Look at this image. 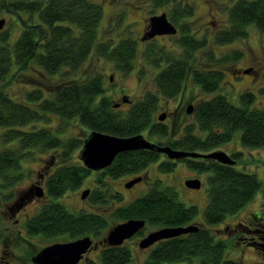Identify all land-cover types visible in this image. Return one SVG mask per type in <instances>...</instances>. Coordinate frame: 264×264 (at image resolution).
I'll return each mask as SVG.
<instances>
[{
    "label": "trees",
    "instance_id": "obj_1",
    "mask_svg": "<svg viewBox=\"0 0 264 264\" xmlns=\"http://www.w3.org/2000/svg\"><path fill=\"white\" fill-rule=\"evenodd\" d=\"M0 7L15 17L26 13L30 18L34 14L38 18L35 22L32 19L28 22L34 30H24L13 45L7 42V33L0 39V194L6 196L7 201L14 197L12 191L5 193L6 190L23 176L22 159L32 156L37 148L57 152L59 164L45 180L49 200L82 186L91 171L82 163H70V159L83 139L61 135L71 121L85 128L86 134L97 130L131 136L148 128L151 133L170 136L171 127L151 124L159 99L177 97L184 91L187 81H192L205 92H217L224 72L216 64L224 65L242 56L238 49L217 56L206 47L204 39L196 42L198 61L192 67L187 61L191 54L190 43L181 53V59L175 53L166 52L167 64L155 68L154 90L145 92L142 100L121 110L114 108L105 95L102 76L90 75L83 67L91 54L97 53L113 62L123 75L133 68L132 42L121 40L111 47V38H100L103 10L99 3L94 0H0ZM227 21V30L216 35L215 45L244 41L250 24L264 31V0H233ZM201 49L205 51L200 53ZM158 54H163L162 50ZM29 68H35L38 75L46 80H53L48 82V86L35 87L25 93L24 102L15 101L8 94V85ZM254 96L249 89L243 91L240 94L241 105L232 104L220 92L203 100L195 115L198 132L206 135L202 137L194 133L190 126L174 145L207 153L229 142L234 133L241 130L242 145L264 150V104L261 109L251 107ZM49 114L59 118L61 126L56 131L47 126L36 127L43 119L47 120ZM239 155H234L233 165L200 158L187 163V167L196 171L210 172L208 202L204 209L207 224H223L228 214L251 201L261 187L256 174L235 167ZM154 160L155 155L144 149L124 151L116 155L106 173L110 177L138 173ZM171 168L168 163L159 165L160 170L169 171ZM113 198L120 201L121 195L99 187L90 195L94 203L101 204L111 205L113 202L109 201ZM49 200L27 221L29 235H39L48 240L58 236H65V241L83 236L97 240L119 222L143 219L145 227L135 235L142 238L162 227L196 224L198 228L194 231L150 245L152 248L142 264L179 262L195 257L200 264H242L226 257L225 238H215L220 227L212 231L193 222L197 207L181 202L173 186L159 188L154 185L143 196L127 205L115 207L108 215L85 211L71 213L61 203ZM148 226L153 228L146 232ZM98 257L100 264H133L131 251L125 245L103 246Z\"/></svg>",
    "mask_w": 264,
    "mask_h": 264
},
{
    "label": "rangeland",
    "instance_id": "obj_2",
    "mask_svg": "<svg viewBox=\"0 0 264 264\" xmlns=\"http://www.w3.org/2000/svg\"><path fill=\"white\" fill-rule=\"evenodd\" d=\"M128 1L131 4L128 6V11L125 13V22H129L135 18H138L137 14H139V9H134V6L136 7L141 4L142 0ZM209 1L211 2L210 4H214V10L218 8V11L220 12V14L218 13L217 16L218 26L221 25V28L226 27L228 23V10L233 0H217L219 2V5L218 3L215 4L214 0ZM203 2L204 0H198L197 10V13L201 16L202 20L207 19V15L204 13L205 6ZM110 9V7H106L105 14H107ZM1 18L5 19V23L3 26L4 29L0 31V39H2V36L7 33V42L10 45H13L14 41L16 40L21 31L22 24L19 20H15V15L12 14V12H9L4 9V7H0V19ZM104 18H106V20H103L102 26L107 24V20H109L111 24L110 15H104ZM31 19L35 22V20H38L37 15L34 14ZM102 26L100 30V38L106 39L109 37V34L113 38L112 32L108 31L107 27ZM120 30L118 27H116L114 31H112L113 33L115 32V34L120 35L122 33V31ZM238 48L243 50L242 58L232 62H227L224 65L216 64V66L230 71L232 67L249 66V64H251L252 60L254 59V63H252L254 70L251 72L247 71L243 75H240L239 77L233 79L231 78L230 73H225L222 81L220 82V88L217 92L224 94L227 97L228 101L232 104L241 105L240 94L246 89H249L255 95L251 107L261 109L264 104V31H260L254 24H250L248 26V36L244 41H236L232 44L223 45L214 49L216 50L215 52L217 54L223 55L229 52H234V50ZM83 67H85L84 71L88 72L90 75L100 74L102 76L104 80V86L106 88L105 95L109 97L112 103L118 101L122 94L129 95L130 99L136 102L143 97L145 92L153 91L155 88L154 79L151 78V76L149 77V79L146 77L144 82H140L137 79V76H143L145 74L148 75L150 73L149 68H137V65H135L130 72L123 75L119 70L114 67L113 62L108 60V58L106 57L98 55L97 53H92L91 56L84 63ZM111 75L113 76V79L110 82L108 79ZM151 75H153V73ZM54 79H56V76ZM52 80H46L42 78L40 75H38L37 70L35 68H29L18 74L17 77L8 85V94L13 100L24 102L25 93L35 87L48 86V82H51ZM185 86V91L182 93V97L185 99V101L189 98H192L194 102L202 101L211 98L214 94L217 93L205 92L201 87H199L192 81H187ZM172 102V104H174V100H172ZM161 104L166 106L165 100H161ZM172 104L169 103L166 107H171ZM127 108H129V105H123L119 109L125 110ZM158 112L159 111L157 110L154 114L153 119H156ZM194 117L195 116L193 114L183 115V122L193 123L195 122ZM46 118L47 120L43 119V121L39 122L36 127L47 126L55 131L60 128L61 125L59 122V118L56 115L49 114V117ZM168 121L169 120H167V122ZM64 128L65 130H63V132L61 133L63 137L75 136L83 139L86 135V129L76 123V121H71V123L67 124ZM194 131L196 132L197 130L194 129ZM240 133L241 130H237L229 142L222 144L223 146L221 147V149H223V151L226 150L228 152L230 148L226 149V147H232L233 152L240 153L238 157V162L235 164V167L238 170L256 174L261 182V187L259 188V190H257L255 196L251 201H249L236 212L228 214L223 221L224 223L221 225H211L207 224L204 221V209L208 202V176L210 175V172L196 171L187 167L182 162L176 163L174 169L171 172L161 171L158 168L159 162H152L146 168V173L148 174L147 179L142 182H139L131 189L126 188L124 190L120 189H123L122 183L129 178L128 175H123L119 177H108L102 174L101 180L99 179L98 181V176H100V174L98 175L97 173L90 172L89 175L84 179V182L81 187L75 190H71L61 197L53 199L50 198V200L61 203L71 213H79L81 211H85L99 212L108 215L110 213L109 211L113 210L115 207L127 205L133 199L143 196L152 186L157 183L156 186L159 188H163L167 185L173 186L176 189L178 193V198L181 202L185 203L186 205H195L198 209V212L193 222L200 225H205L212 231L218 229L219 227L221 228L222 225H227V227H231L234 223H238V221L250 215L251 213L255 214L257 217L263 216L264 150L262 148H251L242 145V143L240 142ZM199 135L204 137L205 132H199ZM163 138L164 137H160L158 139L162 141ZM149 139H151L152 141L154 140L152 139V137H149ZM79 151L80 147L73 151L70 163H82L79 158ZM57 164H59L57 152L51 149L42 150L37 148L34 150L32 156L25 157L24 159H22L21 166L23 176L21 177L18 183L11 187V189H7L5 192L7 193L9 191H12V197L14 198H11L12 200L10 199L7 201L6 196L0 194V211H2L5 206L12 203L21 194V192L29 186V184H34L38 179H40L39 174H43V177L40 182V187L43 189L45 184V178L47 177V175H49L56 169ZM189 178L198 179L201 183L200 188L195 189L187 187L185 185V181ZM98 187L106 192H109V190L113 188L116 192L121 195V200L117 201L114 198V200L110 199L109 202H113L111 203V205H109L108 203H94V201L90 199V195L92 193L91 191L97 189ZM85 188H89L91 190L90 193L84 199H82L80 195L83 189ZM0 193H2V189L0 190ZM48 200L49 199L46 195H43L42 197L37 196V198H35L33 201L27 204V206H25L23 212L28 215H33L37 213L44 204V202H47ZM1 215L2 214H0V216ZM10 226L11 221L8 220L7 217L1 216L0 232H6L7 228L10 229ZM151 228L153 227L148 226L145 231L147 232ZM6 233L9 234L11 232ZM215 235V238L217 239L225 238L224 240L227 242L225 250L226 257L238 260L242 264H258L257 252L252 246L248 245L245 242H242V239L236 238V234L232 233L228 235L227 231L223 229L219 230L218 233ZM64 238L65 236H58L51 238V240H48L42 238L39 235H34L30 236V239L26 241L27 244L25 243L23 246L28 249L30 254H32L39 248H41L43 245L48 244L51 241H64ZM140 238L141 237L138 236L132 237L128 239L127 243H125V246H128L131 251L133 264H142L143 261L147 259L149 251L152 248L138 247V240ZM13 250L15 251V246H13ZM15 256H17V259L22 260L23 258H26V253L24 250H20L17 252L15 251ZM88 257H90L91 260H94H88L89 264H100L99 257L95 250H92L88 254ZM16 261L17 260L12 257V264H17ZM86 262V260H83L81 264H86ZM161 264H200V262L199 259L195 257L191 260H184L179 262H162Z\"/></svg>",
    "mask_w": 264,
    "mask_h": 264
},
{
    "label": "flooded vegetation",
    "instance_id": "obj_3",
    "mask_svg": "<svg viewBox=\"0 0 264 264\" xmlns=\"http://www.w3.org/2000/svg\"><path fill=\"white\" fill-rule=\"evenodd\" d=\"M96 1L97 3L99 2L103 10V18L101 21V26L103 24L102 23L103 20H106V18H104V15H110L111 17L110 19L111 24L109 20H107V24L104 25L105 27H107L108 31L112 32L113 38L111 37L110 34L108 37L113 40V44H111V47L116 45L121 40H127V41L132 42L133 50H134V56L132 59L133 67L137 65V68L144 67V68L150 69V73L148 75L145 74L143 76H137V79L140 82H144L146 77L148 79L150 76L151 78H154V74L156 72L155 68L157 66H165L167 64V61L165 59L166 55L164 54L166 52L175 53L181 59L182 58L181 53L188 48V43H190L192 48H190L191 54L189 58L187 59V61H188V64L192 67L198 61L197 59L198 50L196 48V42L198 40L204 39L206 42V47L211 49L217 56H219L220 54H217L214 48L228 44L226 43V44L215 45L214 43L216 35L221 31L227 30L228 23H227V26L224 28H221L220 27L221 25L218 26L217 16H218V13L220 14V12L218 11V8L214 10V4H210L211 2L209 0H206V1L204 0L203 2L205 6L204 13L207 15V19H204V20H202L201 16L198 15L197 13L198 0H142L141 4H139L136 7L134 6V9L136 10L139 9L138 11L139 14H137L138 18H135L129 22L124 21L125 13L128 11V6L131 4L129 3L128 0L127 1L96 0ZM214 2L215 4L218 3L219 5V2L217 0H214ZM106 7L111 8L107 14H105ZM161 15H163L166 18V20L175 27L176 32L175 33L154 34L152 36H149V32L152 29V22H151L152 17L161 16ZM15 20L17 21L19 20L22 24L19 35H21L24 30H28V31L32 29L34 30V28L31 27L28 23L31 20V18L28 17L26 13H21V16L15 17ZM116 27H118L119 30L121 29L120 31H122V33L120 35L115 34V32L113 33ZM3 29L4 28L2 27L0 31ZM161 50L163 54H158ZM238 50L242 52V56H241L242 58L243 50L240 48H238ZM204 51H205L204 49H201L200 53ZM252 63H254V59L252 60ZM252 63L249 64V66H245V67L244 66L232 67L230 71H227L224 68H222L221 70L224 72V75L225 73H230L231 78L233 79V78L239 77L240 75H243L245 72H247V70L250 72L253 71L254 68H253ZM152 73L153 75H151ZM111 78L113 79L112 75L108 79L110 82L112 81ZM183 92H181L177 96L178 98L175 97V98L167 99V100L159 99L157 107L155 111L153 112V117H154V114L156 113V111L157 110L159 111L156 116V119H153L152 117L151 124L154 125V123H157V124H160L162 127H166V126L171 127L172 133L170 136L168 135L169 137L166 135L163 136V134L151 133L150 129L148 128L143 133H138V134H142L148 141L156 144L159 147L169 146L170 148H172V150H184L188 152H198L195 150L183 149L180 145H174L175 142L180 141V139L185 135L186 129H188L190 126L197 130V121H196L195 111L198 105L203 101L202 100V101L194 102L192 98H189L185 101V99L182 97ZM124 96H126L129 101L124 102L123 101ZM142 98L139 99L138 101L142 100ZM161 100H165L166 106L169 103L172 104L173 103L172 100H174V104H172L171 107H166L165 105L161 104ZM136 102L130 99L129 95L122 94L118 101L113 102V107H114V104H118V103H119V106L114 107V108H120L123 105H129V107H131ZM160 114H163L165 116L163 120H159L158 117ZM192 114L195 116L194 117L195 122L193 123L183 122V118H182L183 115H192ZM167 120H169L170 122L169 121L167 122ZM89 133L90 131L87 132L83 140L86 138V136ZM194 133L199 134L198 130L196 132L194 131ZM149 137H152V139L154 140L152 141L151 139H149ZM160 137H164L162 141L158 139ZM222 146L223 145L219 146L220 148H216L211 151H215V150L223 151V149H221ZM81 147L82 145L80 146V149ZM228 148H230L228 152L226 150H224V152H226L231 158H233L236 152H233L232 147H226V149ZM144 150L149 151L150 153H153L155 155V160L153 162H159L158 168H159V165L164 164V163L165 164L168 163L172 165L171 170L169 171L161 170L163 172H171L174 169L176 163L178 162H182L187 166V163L191 159H195V158L208 159V158L191 157V156L171 158L165 152L157 150V149H144ZM200 153H204V152L201 151ZM79 154H80V151H79ZM208 160L216 161L214 159H208ZM146 168L142 171H139L138 173L126 174L129 176V178L126 179V181L122 183L123 189H120V188L118 189L120 190H124L126 188L131 189L135 185H137L139 182L146 180L148 177V174L146 173ZM106 169L107 167L105 169H100V170H90V169L89 170L93 173H97L98 175L100 174V176H98L99 178H101L102 174L110 177L106 173ZM39 175H40V179H38L34 184H29V186L26 189H24L21 192V194L12 203L5 206V208L2 211H0V214H2L1 216L7 217V219L11 221L10 229L7 228V231H6V232H11V233L7 234L6 232L4 233L0 232V264L6 263V262H8L9 264H12L11 262L12 257L17 260L16 261L17 264H35L31 261V258L43 247L56 243V242L70 241V240L51 241L50 243L43 245L41 248H39L37 251H35L32 254H30L28 249L23 246L26 243V241L30 239V236H31L28 234L27 221L31 217H33L35 214H37L35 213L33 215L31 214L28 215L25 212H23V210L25 206H27V204H29L31 201L37 198V196L35 195V190L36 188H38V186L39 187L41 186L40 182L43 177V174H39ZM137 177H140L141 180L131 186H127V183L130 180L135 179ZM189 179H196V178H189ZM167 186H171V185H167ZM85 189H89V188H85ZM43 190H44V196H45L46 195L45 184H44ZM90 190L91 189H89V193H90ZM110 190L113 191V193L116 192L113 188ZM220 229L226 230L228 235L232 233L236 234L238 239H242L243 241H246V243L252 246L254 250L257 252L258 264H264L263 262L264 260V214L263 216L257 217L255 214L251 213L250 215L238 221V223H234L231 227H227V225L226 226L222 225ZM135 235H133L132 237H136ZM92 240H93V243L91 245L90 250L86 252L83 255V257L79 260V262L76 264H81L83 260H86L87 261L86 264H89V261L91 259L90 257H88V254L92 250H95L98 255L101 248L103 246H106V244L104 243H101V244L97 243L101 239L96 240L92 238ZM127 242H128V239L124 241L123 245H125V243ZM95 243H97L96 246H95ZM13 246H15L16 252L20 250H24L26 253V258H23L22 260L17 259V256H15V251L13 250Z\"/></svg>",
    "mask_w": 264,
    "mask_h": 264
},
{
    "label": "water",
    "instance_id": "obj_4",
    "mask_svg": "<svg viewBox=\"0 0 264 264\" xmlns=\"http://www.w3.org/2000/svg\"><path fill=\"white\" fill-rule=\"evenodd\" d=\"M151 22L152 29L149 32V36L176 32L175 27L171 25L163 15L152 17ZM4 23L5 20L1 18L0 29L3 27ZM123 101L126 102L129 100L124 96ZM118 106L119 103L114 104V107ZM164 117L163 114H160L158 118L159 120H163ZM138 149H157L165 152L171 158L191 156L214 159L222 164L233 165L235 163L233 158L221 150H215L209 153L172 150L169 146L159 147L151 143L142 134L117 136L97 130L90 131L83 140L79 158L87 169L100 170L108 167L118 153ZM140 180V177L132 179L127 183V186H131ZM185 185L190 188L198 189L200 187V181L198 179H189L185 181ZM88 194L89 189L83 190L81 198L84 199ZM35 195L42 197L44 195V190L38 186L35 190ZM144 227L145 221L143 219H128L119 222L113 225L97 243H104L108 246H120L126 239L137 234ZM197 228L198 226L196 224H190L187 226H167L152 230L138 241V247L147 248L158 241L189 233ZM92 243L93 240L90 236H83L67 242H56L39 250L32 256L31 261L35 264H76L83 255L90 250ZM97 243H95V246ZM3 264L9 263L6 262Z\"/></svg>",
    "mask_w": 264,
    "mask_h": 264
}]
</instances>
